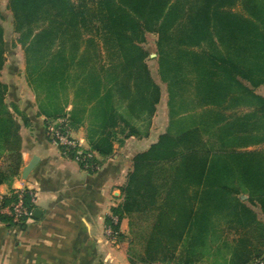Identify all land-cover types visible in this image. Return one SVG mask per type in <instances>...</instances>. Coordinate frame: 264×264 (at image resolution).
<instances>
[{"label":"trees","instance_id":"obj_1","mask_svg":"<svg viewBox=\"0 0 264 264\" xmlns=\"http://www.w3.org/2000/svg\"><path fill=\"white\" fill-rule=\"evenodd\" d=\"M7 6L39 113L46 125L60 118L70 128L86 125L96 153L91 162L99 165L116 142L150 134L161 88L144 43L157 35L169 124L135 155L122 202L111 210L130 218L131 264L264 259V225L250 206L264 213V96L256 92L264 85V0H8ZM1 18L0 9V186L21 174V120L28 121L8 102L2 80ZM61 150L76 159L75 150ZM113 226L119 231V223Z\"/></svg>","mask_w":264,"mask_h":264},{"label":"crops","instance_id":"obj_2","mask_svg":"<svg viewBox=\"0 0 264 264\" xmlns=\"http://www.w3.org/2000/svg\"><path fill=\"white\" fill-rule=\"evenodd\" d=\"M21 47L24 69L19 71L20 76L16 73L10 82L3 79L6 60L2 80L9 86L7 99L17 104L28 119L24 123L20 118L23 164L20 176L12 184H2L0 193L9 194L23 187L28 192L27 203L33 208V216L20 225L2 220L0 264H131L130 218L119 221L121 235L113 238L105 231L107 217L122 202L121 187L132 169L133 158L147 150L163 132L116 142L114 154L103 159L98 170L83 169L78 160L64 154L48 139L47 117L39 113L37 95L28 84ZM263 87H258L256 92L264 96L260 91ZM67 109H71V104ZM71 133L88 143L86 125L73 126ZM34 156L39 160L25 180L22 170ZM240 198L247 200L249 195L241 193ZM250 206L264 225L261 207ZM36 209L40 211L36 213Z\"/></svg>","mask_w":264,"mask_h":264},{"label":"built area","instance_id":"obj_3","mask_svg":"<svg viewBox=\"0 0 264 264\" xmlns=\"http://www.w3.org/2000/svg\"><path fill=\"white\" fill-rule=\"evenodd\" d=\"M48 139L59 148L73 149L76 152V159L85 170L96 171L100 168L99 164H94L91 159L96 153L90 145L82 139L75 138L71 133V128L65 118L52 120L46 125ZM28 192L23 187H17L9 194L0 193V223L1 217H9V222L14 225H20L33 216V208L27 203ZM5 196L11 198L5 201ZM112 224L106 226V234L109 237H117L118 231L113 225L120 221L116 215H111ZM264 264V259L257 262Z\"/></svg>","mask_w":264,"mask_h":264},{"label":"rangeland","instance_id":"obj_4","mask_svg":"<svg viewBox=\"0 0 264 264\" xmlns=\"http://www.w3.org/2000/svg\"><path fill=\"white\" fill-rule=\"evenodd\" d=\"M8 0H0V9L2 12L1 23L5 29V42H6V55L7 65L3 70V79L10 82L11 78L22 71L24 67V55L21 44L18 41V33L14 29L13 14L8 8ZM157 35L148 34L147 41L144 43V47L149 51V57L147 59L151 74L155 81L161 88V100L158 104L156 114L151 120V133L156 136L159 133L165 132L169 124L168 116V89L167 83L164 82L159 74V62L157 57ZM21 65V67H20ZM20 76V73H19ZM264 92V87L260 89ZM8 102L12 103L9 99Z\"/></svg>","mask_w":264,"mask_h":264},{"label":"water","instance_id":"obj_5","mask_svg":"<svg viewBox=\"0 0 264 264\" xmlns=\"http://www.w3.org/2000/svg\"><path fill=\"white\" fill-rule=\"evenodd\" d=\"M38 160H39L38 156H34V158L26 166H24V168L22 170V178L23 179L26 180L28 178L30 173L36 167ZM39 211H40L39 209H36V213Z\"/></svg>","mask_w":264,"mask_h":264}]
</instances>
